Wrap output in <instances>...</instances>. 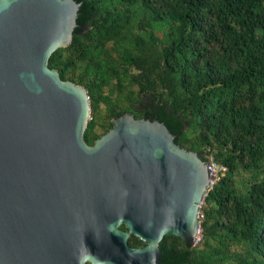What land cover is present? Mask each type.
<instances>
[{
	"label": "water",
	"instance_id": "95a60500",
	"mask_svg": "<svg viewBox=\"0 0 264 264\" xmlns=\"http://www.w3.org/2000/svg\"><path fill=\"white\" fill-rule=\"evenodd\" d=\"M79 7L0 0V264H159L165 235L197 242L217 176L157 118L86 142L89 93L49 65Z\"/></svg>",
	"mask_w": 264,
	"mask_h": 264
},
{
	"label": "trees",
	"instance_id": "16d2710c",
	"mask_svg": "<svg viewBox=\"0 0 264 264\" xmlns=\"http://www.w3.org/2000/svg\"><path fill=\"white\" fill-rule=\"evenodd\" d=\"M76 1L73 40L49 65L89 93L86 142L128 112L226 167L202 203L199 242L165 235L160 264H264V0Z\"/></svg>",
	"mask_w": 264,
	"mask_h": 264
},
{
	"label": "rangeland",
	"instance_id": "374dc122",
	"mask_svg": "<svg viewBox=\"0 0 264 264\" xmlns=\"http://www.w3.org/2000/svg\"><path fill=\"white\" fill-rule=\"evenodd\" d=\"M156 31H157V34H159L158 36H161V34H162V30L159 29V30H156ZM111 47H112L113 50H116V46H115V45H112ZM116 83H117V80H116V79H113L112 82H111V84H110V86H108V87L105 89L104 93L107 94L108 96H111L112 98H114L115 95H116V92H117L116 87H114V85H115ZM107 110H108V105H107L106 103L102 102V103L100 104V106H99V109H98V113H99V116H98V117H99V118H102L103 116H105V115L107 114ZM90 118H91V116H90ZM95 130H96V132H98V133H104V128H103L100 124H98V125L95 127ZM198 237H200V238L197 239V242L195 243V245H196V244L199 242V240L201 239V229H200V233H199Z\"/></svg>",
	"mask_w": 264,
	"mask_h": 264
},
{
	"label": "built area",
	"instance_id": "2783aa9c",
	"mask_svg": "<svg viewBox=\"0 0 264 264\" xmlns=\"http://www.w3.org/2000/svg\"><path fill=\"white\" fill-rule=\"evenodd\" d=\"M211 169L215 172L216 176H217V179H218V175L219 173L222 171V170H225L226 167L224 165H221L219 163H217L212 157H211ZM216 179V180H217ZM215 180V181H216ZM214 181V182H215ZM200 233V232H199ZM200 238V237H198Z\"/></svg>",
	"mask_w": 264,
	"mask_h": 264
},
{
	"label": "flooded vegetation",
	"instance_id": "af4514ba",
	"mask_svg": "<svg viewBox=\"0 0 264 264\" xmlns=\"http://www.w3.org/2000/svg\"><path fill=\"white\" fill-rule=\"evenodd\" d=\"M143 242V241H142ZM142 245H144V242L142 243V244H140V245H138V246H142ZM160 262H162V261H160ZM160 264V263H159Z\"/></svg>",
	"mask_w": 264,
	"mask_h": 264
}]
</instances>
